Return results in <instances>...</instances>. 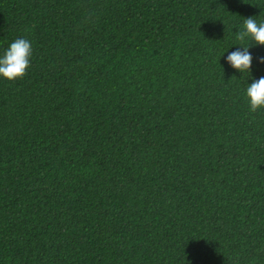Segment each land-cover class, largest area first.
I'll list each match as a JSON object with an SVG mask.
<instances>
[{"label": "trees", "instance_id": "16d2710c", "mask_svg": "<svg viewBox=\"0 0 264 264\" xmlns=\"http://www.w3.org/2000/svg\"><path fill=\"white\" fill-rule=\"evenodd\" d=\"M264 0H0V264H264ZM249 46L250 72L226 61Z\"/></svg>", "mask_w": 264, "mask_h": 264}, {"label": "clouds", "instance_id": "9594fccd", "mask_svg": "<svg viewBox=\"0 0 264 264\" xmlns=\"http://www.w3.org/2000/svg\"><path fill=\"white\" fill-rule=\"evenodd\" d=\"M235 36L242 45L246 39H250L256 45L264 46V22L258 23L254 16H249L244 19L243 30L237 31ZM249 46H240L226 57L227 63L240 73L250 72L253 57ZM32 55V42L24 37L16 38L0 55V78L8 81L23 78L31 66ZM260 62H264V58ZM247 85L246 97L250 111L264 109V76Z\"/></svg>", "mask_w": 264, "mask_h": 264}]
</instances>
